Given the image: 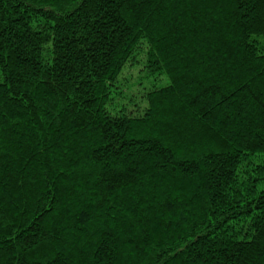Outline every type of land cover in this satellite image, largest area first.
<instances>
[{
	"label": "trees",
	"instance_id": "1",
	"mask_svg": "<svg viewBox=\"0 0 264 264\" xmlns=\"http://www.w3.org/2000/svg\"><path fill=\"white\" fill-rule=\"evenodd\" d=\"M260 39L264 0H0V264H264Z\"/></svg>",
	"mask_w": 264,
	"mask_h": 264
},
{
	"label": "rangeland",
	"instance_id": "2",
	"mask_svg": "<svg viewBox=\"0 0 264 264\" xmlns=\"http://www.w3.org/2000/svg\"><path fill=\"white\" fill-rule=\"evenodd\" d=\"M260 41L264 42L263 39ZM136 70L133 74H127L128 69H125L119 77L117 89L111 96L110 108L113 111L123 108L129 111L143 109L149 92L168 85V79L164 75L148 74L143 65H137Z\"/></svg>",
	"mask_w": 264,
	"mask_h": 264
}]
</instances>
